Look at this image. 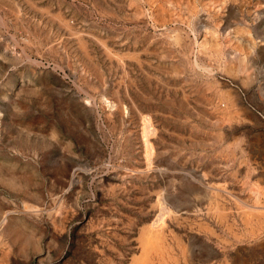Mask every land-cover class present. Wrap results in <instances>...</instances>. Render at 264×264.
<instances>
[{
	"label": "rangeland",
	"instance_id": "rangeland-1",
	"mask_svg": "<svg viewBox=\"0 0 264 264\" xmlns=\"http://www.w3.org/2000/svg\"><path fill=\"white\" fill-rule=\"evenodd\" d=\"M262 215L264 0H0V264H264Z\"/></svg>",
	"mask_w": 264,
	"mask_h": 264
},
{
	"label": "bare ground",
	"instance_id": "bare-ground-1",
	"mask_svg": "<svg viewBox=\"0 0 264 264\" xmlns=\"http://www.w3.org/2000/svg\"><path fill=\"white\" fill-rule=\"evenodd\" d=\"M155 3H156V2H155ZM113 16H114V15H113ZM183 18H184V17H183ZM183 35H184V34H183ZM80 40H81V39H80ZM195 43H196V42H195ZM194 49H195V48H194ZM121 54H122V53H121ZM220 55H221V54H220ZM121 56H122V55H121ZM109 57H110V56H109ZM116 58H117V57H116ZM193 67H194V66H193ZM229 70H230V69H229ZM180 74H181V73H180ZM190 97H191V96H190ZM190 102H191V101H190ZM226 115H227V114H226ZM145 119H146V118H145ZM245 119H246V118H245ZM223 124H224V123H223ZM226 126H227V125H226ZM148 131H149V130H148ZM213 134H214V133H213ZM150 149H151V148H150ZM150 151H151V150H150ZM137 175H138V174H137ZM71 181H72V180H71ZM16 187H17V186H16ZM259 188H260V187H259ZM157 196H158V195H157ZM218 201H219V200H218ZM215 206H217V205H215ZM218 208H219V207H218ZM215 209H216V208H215ZM243 210H244V208H243ZM244 211H245V210H244ZM244 211H243V212H244ZM246 211H247V210H246ZM253 211H254V210H252V212H253ZM221 212H222V211H221ZM219 213H220V212H219ZM254 213H255V215H256V212H254ZM236 214H237V213H236ZM244 214H245V213H244ZM260 214H261V213H260ZM255 215H254V216H255ZM262 216H264V215H262ZM186 217H187V216H186ZM160 220H162V219H160ZM249 220H250V219H249ZM249 220H248V222H251V221H249ZM257 220H258V218H257ZM245 222H246V221H245ZM259 223H260V222H259ZM11 225H12V224H11ZM247 225H248V224H247ZM10 227H11V226H10ZM13 227H14V226H13ZM13 227H11V228H13ZM230 227H231V226H230ZM160 229H161V228H160ZM144 230H146V229L144 228ZM147 230H150V229H147ZM155 231H156V230H154V232H155ZM160 231H161V230H160ZM160 231H159V232H160ZM149 232H150V231H149ZM149 232H148V233H149ZM151 232L153 233V230H151ZM151 232H150V233H151ZM254 232H255V230H254V229H253V230L251 229V233L253 234ZM143 233H144V232H143ZM145 233H146V232H145ZM150 233H149V234H150ZM213 233H214V231H213ZM161 234H162V233H161ZM152 235H154V234H152ZM257 235H258V234H257ZM155 236L157 237V234L154 235L153 237L155 238ZM151 237H152V236H151ZM151 237L148 238V241L145 239V241H147L146 243L149 244V245L151 244V242H149V241H151V239H152ZM158 237H159V236H158ZM141 238H142V237H141ZM150 238H151V239H150ZM175 238H176V237H175ZM157 239H158V238H156V240H157ZM160 239L163 240V238H161V237H160ZM160 239H158V241H161ZM219 239H220V238H219ZM30 240H31V239H30ZM176 240H178V239H176ZM17 241H18V239H17ZM140 241H141V240H140ZM153 241H154V240H153ZM153 241H152V243H154ZM182 241H183V240H182ZM142 242H143V241H142ZM161 242H163V241H161ZM143 243H144V242H143ZM144 244H145V243H144ZM144 244H142L143 247L145 246ZM155 244H156V243H155ZM158 244H159V243H158ZM180 244H181V243H180ZM182 244L184 245V243H182ZM228 244H229V243H228ZM149 245H148V247H149ZM153 245H154V244H153ZM159 245H160V246H159L157 249L161 250V249H162V248H161V244H159ZM193 245H194V244H193ZM143 247H142V248H143ZM150 247H153V246L150 245ZM162 247H163V246H162ZM146 248H147V246H145V249H146ZM164 248H165V246H164ZM171 248H172V247H171ZM180 248H181V247H180ZM183 248H186V247H183ZM192 248H193V247H192ZM192 248H190V246H189V249H192ZM7 249H8V248H7ZM145 249L143 250V252L146 251ZM151 249H152V248H151ZM151 249H150V252H151ZM154 249L156 250V247H155ZM181 249H182V248H181ZM181 249H180V250H181ZM189 249H188V250H189ZM186 250H187V248H186ZM189 251H190V250H189ZM191 251H192V250H191ZM193 251H194V250H193ZM148 252H149V251H147L146 253H148ZM150 252H149V253H150ZM154 252H155V251H154ZM160 252H161V251H159V253H160ZM162 252H163V251H162ZM182 252H183V251H182ZM184 252H185V251H184ZM187 252H188V251H187ZM155 253H157V252H155ZM140 255L142 256V254H140ZM153 255H154V254H153ZM150 256H151V255H150ZM189 256H190V255H189ZM147 257H148V255H147ZM152 257H153V256H152ZM156 257H157V256H156ZM162 257H163V256H162ZM165 257H166V256H165ZM229 257H230V256H229ZM250 257H251V256H250ZM134 258H135V257H134ZM138 258H141V257H138ZM157 258H158V257H157ZM159 258H160V257H159ZM165 259H166V258H165ZM186 259H187V258H186ZM205 259H206V258H205ZM136 260H137V259H136ZM142 260L145 261L144 259H142ZM161 260H162V259H161ZM161 260H160V261H161ZM139 261H140V260H139ZM143 261H141V263H142ZM165 261H166V260H165ZM110 262H111V261H110ZM110 262H109V264H110ZM191 262H192V261H191ZM134 263H135V261H134ZM141 263H139V264H141ZM146 263H147V262H146ZM150 263H151V262H150ZM152 263H153V262H152ZM161 263H162V262H161ZM137 264H138V263H137ZM143 264H145V263H143ZM242 264H243V263H242Z\"/></svg>",
	"mask_w": 264,
	"mask_h": 264
}]
</instances>
